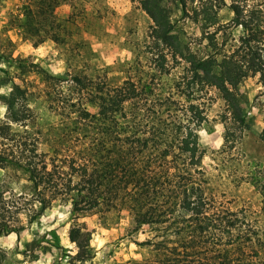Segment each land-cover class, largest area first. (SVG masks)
I'll return each instance as SVG.
<instances>
[{
  "label": "trees",
  "instance_id": "1",
  "mask_svg": "<svg viewBox=\"0 0 264 264\" xmlns=\"http://www.w3.org/2000/svg\"><path fill=\"white\" fill-rule=\"evenodd\" d=\"M139 3L153 22L148 68L116 86L45 71L46 80L59 86L65 77L71 80L75 92L54 99L52 108L61 116L54 141L60 146L48 151L40 150L37 139L15 133L13 124L27 126L28 115L26 93L14 84L0 122V166L26 173L36 197L32 221L66 199L77 213L126 212L133 231L153 230L151 239L135 242L149 255L134 264H264V229L244 208L209 193L199 141V129L209 121L200 93L210 100L216 90L226 101L224 114L237 124L226 129L229 149L249 127L238 91L252 77L264 87V0ZM52 8L53 0H26L23 31L38 35ZM224 8L233 13L227 24L219 18ZM185 25L198 28L201 38L192 40ZM260 139L264 143V127ZM253 184L264 197V183ZM6 204L0 192V232L13 231ZM69 238L78 259L89 257L90 240L81 228Z\"/></svg>",
  "mask_w": 264,
  "mask_h": 264
},
{
  "label": "rangeland",
  "instance_id": "2",
  "mask_svg": "<svg viewBox=\"0 0 264 264\" xmlns=\"http://www.w3.org/2000/svg\"><path fill=\"white\" fill-rule=\"evenodd\" d=\"M25 3L0 0V122L6 120L5 99L14 84L20 85L26 93L28 125L13 124V129L20 137L37 139L40 150L48 151L60 146L54 141L61 122L59 112L52 108L54 99L75 92L71 80L65 77L59 86L47 81L44 72L120 85L130 74L148 68L153 22L139 0H53L46 27L31 36L21 27ZM219 18L227 24L233 13L224 8ZM185 27L192 40L201 38L198 28ZM239 33L240 29L235 30L232 36ZM171 79L164 78V87L170 86ZM238 93L249 127L233 149L224 145L227 126L231 131L237 126L224 114L226 101L216 90L210 91V100L199 94L209 118L199 129L200 145L206 150L202 166L209 193L235 209L244 208L264 229V197L253 184L254 179L264 183V143L260 139L264 87L252 77L240 85ZM0 192L7 203L6 220L13 228L0 232V264H134L149 255L147 248L135 242L151 239L155 233L148 227L133 231L126 212L99 209L77 213L68 200L59 199L32 221L36 197L26 173L13 166H0ZM73 228H81L90 240V255L82 261L69 238Z\"/></svg>",
  "mask_w": 264,
  "mask_h": 264
}]
</instances>
